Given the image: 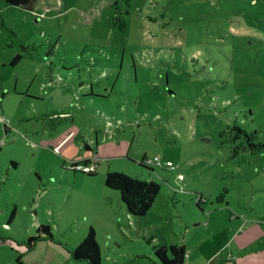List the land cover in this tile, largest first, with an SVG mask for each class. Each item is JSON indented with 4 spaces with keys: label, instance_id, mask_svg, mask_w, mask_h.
Wrapping results in <instances>:
<instances>
[{
    "label": "rangeland",
    "instance_id": "rangeland-1",
    "mask_svg": "<svg viewBox=\"0 0 264 264\" xmlns=\"http://www.w3.org/2000/svg\"><path fill=\"white\" fill-rule=\"evenodd\" d=\"M0 119V264H88L70 253L90 227L102 264L179 238L264 264V0H0ZM86 160L93 177L71 169ZM108 173L160 185L146 216ZM211 214L229 233L208 236Z\"/></svg>",
    "mask_w": 264,
    "mask_h": 264
},
{
    "label": "trees",
    "instance_id": "trees-1",
    "mask_svg": "<svg viewBox=\"0 0 264 264\" xmlns=\"http://www.w3.org/2000/svg\"><path fill=\"white\" fill-rule=\"evenodd\" d=\"M9 6L21 7L26 11L33 12L36 8L38 0H4ZM21 59L17 56L13 64H16ZM8 131V130H7ZM244 138L251 148L256 147L252 141L251 136L242 130H238V138ZM255 137V135H254ZM89 160L85 161V165H89ZM94 164V163H93ZM79 164H73L71 168L76 172H80L75 169ZM96 165V164H95ZM141 166L149 168L144 163V159L140 163ZM96 169L92 173H87L88 176H95ZM105 185L111 190L118 191L122 202L125 204L127 211L134 217H144L153 208L157 197L160 194L161 187L155 181H141L134 179L120 173H108L105 179ZM37 232L46 233L48 237H52L51 229L48 226H39ZM37 239L30 238L27 244L28 249H32ZM170 254V257L168 256ZM73 260L77 262H88V264H102L101 249L97 241V234L93 227L88 229V233L84 240L78 245V247L70 253ZM186 250L183 246H171L158 247L154 249V255L157 259L152 264H184L185 263Z\"/></svg>",
    "mask_w": 264,
    "mask_h": 264
},
{
    "label": "crops",
    "instance_id": "crops-1",
    "mask_svg": "<svg viewBox=\"0 0 264 264\" xmlns=\"http://www.w3.org/2000/svg\"><path fill=\"white\" fill-rule=\"evenodd\" d=\"M204 217L207 218L209 221V224H208V227L206 230L208 233V236L215 235L216 233L222 234V233H224L225 229L229 233V223H228V228L223 227L220 224H215V226H212V224L215 220L213 218V215L211 214V215H207ZM250 224L257 226V227H263V225H264V223H250ZM250 224H247L245 226L240 224L239 222L232 224L231 226H233L234 228H239V229L242 228V230H243V232L241 230L239 232V229H238L237 230L238 233L236 232L235 237L238 238L241 234H245L244 232L246 231L247 226ZM193 234H195V236H197V239L199 240L200 243H205L206 239H204L201 236L200 231L193 230ZM237 234H238V236H236ZM255 235L256 236L254 238L255 239L254 241L256 242L257 247L259 244H261L262 247L264 248V233L263 232H255ZM171 246H183L185 248L186 254L188 255V258L185 260V264H217V263H219V264H225V263L226 264H242V263H244L245 259H247V257L243 253H241L240 251H238L232 247V241H230L229 238L225 239L222 243H220L212 251L211 254L200 253L201 245L197 242L195 244L191 245L190 240L188 238H184V239L179 238L178 243L176 245L175 244L170 245V247ZM242 246H244V245H242ZM159 247H165V246L160 245ZM244 251H245V246H244ZM257 252H259V249ZM168 256H169V258H171L169 253H168ZM263 257H264V254H263ZM218 259L220 260L219 262H218Z\"/></svg>",
    "mask_w": 264,
    "mask_h": 264
},
{
    "label": "built area",
    "instance_id": "built-area-1",
    "mask_svg": "<svg viewBox=\"0 0 264 264\" xmlns=\"http://www.w3.org/2000/svg\"><path fill=\"white\" fill-rule=\"evenodd\" d=\"M0 123H2V120L0 119ZM4 141L0 142V147L1 145H4ZM144 163L146 164V166H150L151 165H157V166H161V163L158 159L155 160H147L146 158L144 159ZM171 170H174L175 167L171 164V163H167L166 164ZM71 168H73L71 166ZM74 169V168H73ZM76 170L80 171V172H84V173H92L95 171L96 169V165L93 163H90L89 165H78L77 167H75ZM188 258V255L185 254V260ZM185 264V263H184Z\"/></svg>",
    "mask_w": 264,
    "mask_h": 264
}]
</instances>
